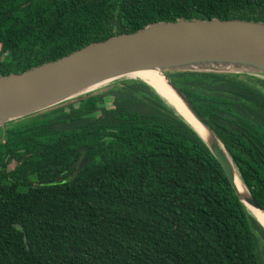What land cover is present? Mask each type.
Wrapping results in <instances>:
<instances>
[{"label": "trees", "instance_id": "trees-1", "mask_svg": "<svg viewBox=\"0 0 264 264\" xmlns=\"http://www.w3.org/2000/svg\"><path fill=\"white\" fill-rule=\"evenodd\" d=\"M177 18L264 23V0H0V75ZM166 74L264 209V79ZM0 264H264V230L195 132L125 78L5 125Z\"/></svg>", "mask_w": 264, "mask_h": 264}, {"label": "water", "instance_id": "water-1", "mask_svg": "<svg viewBox=\"0 0 264 264\" xmlns=\"http://www.w3.org/2000/svg\"><path fill=\"white\" fill-rule=\"evenodd\" d=\"M168 71L230 73L264 79V23L218 18L154 22L131 33L92 42L23 72L0 75L1 139L5 125L11 121L52 108L120 79L140 80L200 138L221 166L240 203L264 230V225L252 211L257 209L264 213V209L243 183L222 141L167 76ZM149 72L165 79L181 105L175 100L173 103L143 78V74ZM181 108L185 114L187 111L191 115L201 132ZM81 160L82 163L85 159L82 157ZM236 177L245 195L237 189Z\"/></svg>", "mask_w": 264, "mask_h": 264}, {"label": "bare ground", "instance_id": "bare-ground-1", "mask_svg": "<svg viewBox=\"0 0 264 264\" xmlns=\"http://www.w3.org/2000/svg\"><path fill=\"white\" fill-rule=\"evenodd\" d=\"M143 78L146 81H148L151 85H153L155 88H157V90H159L162 94L166 95L171 101H173V103H175V101H176L181 105L179 99L176 97L174 92L169 88V86L165 82V79L161 75H158L155 72H149V73L143 74ZM181 111L185 114V112L182 110V108H181ZM185 115L189 119V121H191L194 124V126L201 132V128L197 125V123L191 117V115L187 113V111H186ZM202 131H203V129H202ZM202 134L204 136L206 135V133L204 131ZM235 184H236V187L239 190V192L242 195H245L244 188L242 187V185H241V183L237 177L235 178ZM252 211L257 216V218L262 222V224L264 225V213H261L257 209H253Z\"/></svg>", "mask_w": 264, "mask_h": 264}]
</instances>
